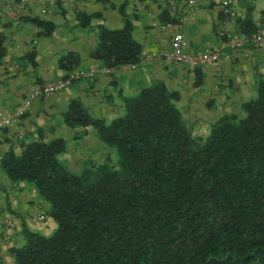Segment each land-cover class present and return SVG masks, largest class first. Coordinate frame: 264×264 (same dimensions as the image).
I'll list each match as a JSON object with an SVG mask.
<instances>
[{"label":"trees","instance_id":"16d2710c","mask_svg":"<svg viewBox=\"0 0 264 264\" xmlns=\"http://www.w3.org/2000/svg\"><path fill=\"white\" fill-rule=\"evenodd\" d=\"M120 12L124 26L100 24L91 52L109 69L143 60L133 22L123 7ZM98 16L78 15L83 27ZM28 20L44 36L56 28L48 19ZM243 24L245 35L257 29L250 16ZM5 50L0 40V62ZM60 64L72 71L77 55L69 52ZM195 71L199 84L200 68ZM180 100L178 90L157 78L125 96L124 113L111 120L73 100L65 123L83 134L93 127L117 154L78 171L61 159L63 137L41 135L10 147L0 167L10 181L33 184L57 223L50 235L25 228L23 244L11 249L15 262L264 264V77L257 78L256 96L214 120L207 135L194 133Z\"/></svg>","mask_w":264,"mask_h":264},{"label":"crops","instance_id":"0c3cea01","mask_svg":"<svg viewBox=\"0 0 264 264\" xmlns=\"http://www.w3.org/2000/svg\"><path fill=\"white\" fill-rule=\"evenodd\" d=\"M171 1L61 0L58 5L56 0H0V40L6 49L0 62V118H12L10 124L0 126V161L10 147L18 150L22 141L41 135L46 140L63 137L67 151L61 159L74 169L73 159L93 157L102 144L93 127L83 134L81 128L73 129L65 123L63 114L70 103L81 99L94 116L111 120L123 111L125 96L137 95L156 78L180 92L178 105L182 110L184 105H191V110L195 105H213V120L208 127L223 113L232 112L242 101L254 97L257 78L264 77V47L247 44L235 50L231 60L221 59L201 67L199 84L195 69L152 55L169 49L175 33L185 37L186 49L191 52L206 47L231 50L224 32L235 30L245 35L243 22L247 16L257 28L263 25L264 0H233L238 11L235 19L224 16L213 0H197L189 10L183 6L172 10ZM120 7L133 22V36L143 44V60L107 70L91 57V52L98 42L100 24L109 28L124 26ZM95 12L100 16L92 18L88 27L81 26L78 15ZM174 16L184 17L181 29L159 27ZM31 17L53 21L56 28L52 35H41L39 27L28 20ZM69 52L78 58L73 70L93 76L54 95L41 96L25 109L24 101L34 89L71 72L60 64ZM49 209L33 184L10 181L0 167V264H17L11 249L23 244L25 228L44 235L56 230ZM9 218L16 222L15 229H6L4 222Z\"/></svg>","mask_w":264,"mask_h":264},{"label":"built area","instance_id":"2783aa9c","mask_svg":"<svg viewBox=\"0 0 264 264\" xmlns=\"http://www.w3.org/2000/svg\"><path fill=\"white\" fill-rule=\"evenodd\" d=\"M25 2L26 0H21ZM216 2L221 13L227 18L235 19L238 17V11L233 0H213ZM197 4V0H173L170 3L171 9L176 10L183 6L185 9H190ZM184 17L179 16L176 22L160 23L159 27L163 30L169 28L181 29ZM224 38L231 50L214 49L210 47L203 48L198 52H191L187 48V40L180 33H175L172 39V45L169 49L161 51V53H154V56H162L163 59L186 67L196 69L201 68L209 63L218 62L221 59L231 60L233 52L237 49L245 47L247 44L254 47H264V24L259 26L251 35H243L239 31L227 30L224 32ZM107 68V67H106ZM109 68H107L108 70ZM110 70V69H109ZM93 76V73H88L84 70H73L65 77L58 78L43 83L30 93L24 101V108L29 109L32 107L33 102L44 95H54L69 86L74 82L81 80L86 76ZM12 118L10 116H2L0 118V126L10 124ZM6 229H13L16 225L12 218L7 219L5 222Z\"/></svg>","mask_w":264,"mask_h":264},{"label":"rangeland","instance_id":"374dc122","mask_svg":"<svg viewBox=\"0 0 264 264\" xmlns=\"http://www.w3.org/2000/svg\"><path fill=\"white\" fill-rule=\"evenodd\" d=\"M254 96H256V93ZM183 107H184L183 114L185 115V117L187 119H189L194 133L195 134H205V135L209 134L211 127H208V124H209L210 120L212 119L211 115H213L212 110H213L214 106L212 105V107H211V105H195L192 110H191V105H184ZM206 107H207V109H206ZM237 108H238V105L235 106L231 111H234ZM123 113H124V110L121 112V114H123ZM121 114H118V116H120ZM72 143L73 142L71 141V144ZM101 144H102L100 146L101 150L96 152L93 155V157H83L81 159H76L77 161L75 159H73L74 166L76 165L74 170H77V171L81 170L82 167L89 160H93L95 162H102L105 160V158L108 155L111 156L114 160L117 158V154L114 150H112L111 148H107L106 145L102 141H101ZM16 227H17V224L15 225V227L13 229H15Z\"/></svg>","mask_w":264,"mask_h":264}]
</instances>
